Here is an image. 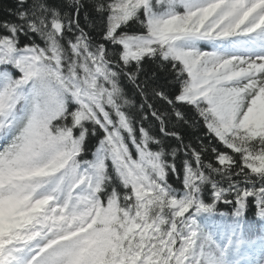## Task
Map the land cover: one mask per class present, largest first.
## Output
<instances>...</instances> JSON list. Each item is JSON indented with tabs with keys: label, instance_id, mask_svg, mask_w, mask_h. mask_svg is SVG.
Returning a JSON list of instances; mask_svg holds the SVG:
<instances>
[{
	"label": "snow or ice",
	"instance_id": "obj_1",
	"mask_svg": "<svg viewBox=\"0 0 264 264\" xmlns=\"http://www.w3.org/2000/svg\"><path fill=\"white\" fill-rule=\"evenodd\" d=\"M8 12L0 264H264V0Z\"/></svg>",
	"mask_w": 264,
	"mask_h": 264
},
{
	"label": "trees",
	"instance_id": "obj_2",
	"mask_svg": "<svg viewBox=\"0 0 264 264\" xmlns=\"http://www.w3.org/2000/svg\"><path fill=\"white\" fill-rule=\"evenodd\" d=\"M15 7H16V0H0V21L14 19L13 16L9 15L8 10L9 9H15ZM87 10H88L89 16L91 18H95L96 14H95V12L92 10V8L90 6L88 7ZM84 23H85V21L83 19V13H81V24L83 25ZM131 30L132 31H138V29L135 28V27H133V29H131ZM92 34L98 36V33L95 32V31H93ZM156 70L157 69L155 68V65L149 64V65L146 66V71L149 72V73L152 72V71H156ZM160 75H161V80L159 81V83L161 85H165L166 84V79H165L166 74L161 73ZM197 131H200V130H189L186 133V139H190L193 142V144H195L196 143V132ZM95 143H96V140L93 139L91 141L90 147L92 145H95ZM87 158L90 159L91 155L89 154L87 156ZM205 159H209V160L212 159V155L211 154H207L205 156ZM171 182L174 185L179 186V181L175 180L174 178L171 180ZM218 208H219L220 211H224V212L229 211V207L228 206L218 205ZM255 212H256V209L254 207H252L251 204H250L249 211H248V219L250 221H255L257 223L258 228H259L260 222L256 221ZM257 234H259V232Z\"/></svg>",
	"mask_w": 264,
	"mask_h": 264
},
{
	"label": "rangeland",
	"instance_id": "obj_3",
	"mask_svg": "<svg viewBox=\"0 0 264 264\" xmlns=\"http://www.w3.org/2000/svg\"><path fill=\"white\" fill-rule=\"evenodd\" d=\"M256 253L259 255V250H257ZM256 253H255V256L258 259V256L256 255Z\"/></svg>",
	"mask_w": 264,
	"mask_h": 264
}]
</instances>
